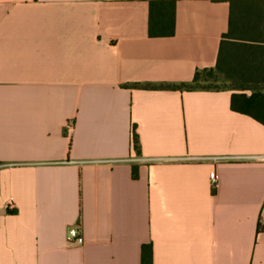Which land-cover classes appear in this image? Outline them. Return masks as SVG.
Wrapping results in <instances>:
<instances>
[{"label": "crops", "instance_id": "obj_1", "mask_svg": "<svg viewBox=\"0 0 264 264\" xmlns=\"http://www.w3.org/2000/svg\"><path fill=\"white\" fill-rule=\"evenodd\" d=\"M176 1L151 37L150 0H0V264H264V124L129 86L215 67L230 1Z\"/></svg>", "mask_w": 264, "mask_h": 264}, {"label": "trees", "instance_id": "obj_2", "mask_svg": "<svg viewBox=\"0 0 264 264\" xmlns=\"http://www.w3.org/2000/svg\"><path fill=\"white\" fill-rule=\"evenodd\" d=\"M229 1V29L222 36L215 67L197 70L189 82L133 83L129 86L181 91L232 90V109L264 124V0ZM176 3V0H150L149 36L175 34ZM217 79H222L223 83L213 85L211 82ZM133 144L136 153L141 154L136 126ZM133 177H139L137 164L133 165ZM213 192H216L215 188ZM141 264H153L151 243L142 247Z\"/></svg>", "mask_w": 264, "mask_h": 264}, {"label": "built area", "instance_id": "obj_3", "mask_svg": "<svg viewBox=\"0 0 264 264\" xmlns=\"http://www.w3.org/2000/svg\"><path fill=\"white\" fill-rule=\"evenodd\" d=\"M210 180H211V184L213 185V187H216L217 182H218V176H217V172L215 169H213L210 172ZM9 208H13V203L9 204ZM68 239L70 241H75L79 244L84 243V237L81 234V232L79 231V228H77V227H70L69 228Z\"/></svg>", "mask_w": 264, "mask_h": 264}, {"label": "rangeland", "instance_id": "obj_4", "mask_svg": "<svg viewBox=\"0 0 264 264\" xmlns=\"http://www.w3.org/2000/svg\"><path fill=\"white\" fill-rule=\"evenodd\" d=\"M213 85H221L223 83V80L222 79H217L216 81H212L211 82ZM250 93V92H248Z\"/></svg>", "mask_w": 264, "mask_h": 264}]
</instances>
